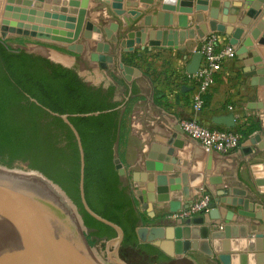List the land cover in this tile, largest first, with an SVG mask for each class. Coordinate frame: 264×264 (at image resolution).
I'll return each instance as SVG.
<instances>
[{
  "label": "crops",
  "instance_id": "obj_1",
  "mask_svg": "<svg viewBox=\"0 0 264 264\" xmlns=\"http://www.w3.org/2000/svg\"><path fill=\"white\" fill-rule=\"evenodd\" d=\"M210 1L199 0L200 9L187 14V34L178 47L173 43L181 29L172 16L180 14L172 10L173 6L164 5L162 0H124L125 9L143 13V18L133 24L134 27L115 15L104 0H0V17L6 12L9 21H13L11 16L20 14L14 9H26L25 17L39 19L37 25L40 27L72 32L74 19L84 8L85 20L100 28L103 35L100 37L91 31V38L81 37L79 42L84 45L81 54L60 53L57 47L64 44L57 41L13 33L8 34L7 46L51 59L50 56L63 61L69 58L68 66L76 64L80 76L87 73L82 64L90 69L88 74H91L85 80L91 86L114 87L112 101L119 103L123 121L117 147L124 169L122 176L127 178L125 187L145 225L161 224L162 215L168 212V202L157 203L150 192L155 187L157 175L174 179L175 183L169 187V199L179 201L180 208L196 200L201 189L210 194L211 212L193 217H203L202 224L181 225L179 221L169 219V224L176 226L175 242L177 250H182L180 259L189 264H221L218 255L227 253L232 257L231 264H264V74H252L253 66L245 65L236 55L216 74L205 97L204 108L196 115L208 127L223 128L227 126L213 120L232 114L234 125L230 128L241 134L240 145L235 150L205 152L199 142L183 133L179 125L181 119L193 116L189 105L192 92L190 87L180 83V77L192 64L195 49L212 32L209 23L213 20L208 16ZM218 1V17L226 14L227 25L243 28V38L250 36L258 21H263L264 11L256 20L246 15L249 6L241 5L244 0ZM159 11L171 15L168 28L149 26L151 18ZM45 13L49 16L45 17ZM196 13L199 18H195ZM67 16L73 20L64 19ZM45 19L56 25L42 23ZM215 21L221 23L219 19ZM111 22L137 34L146 33L145 43L133 40L127 46L133 45L134 49L122 51L119 44L108 40L112 33L107 30ZM24 23L33 24L27 20ZM141 25L144 26L139 27ZM151 30H155L152 40L148 37ZM164 30L167 31L165 36ZM215 33L221 43H229L226 35ZM117 35H120L119 31ZM260 36H264V29ZM151 42L156 45L149 50ZM253 48L261 58L255 67H264V45L253 41ZM120 60L140 73L126 81L117 66ZM140 184L146 187H138ZM144 189H147L146 209L142 207L144 195L137 193Z\"/></svg>",
  "mask_w": 264,
  "mask_h": 264
},
{
  "label": "water",
  "instance_id": "obj_2",
  "mask_svg": "<svg viewBox=\"0 0 264 264\" xmlns=\"http://www.w3.org/2000/svg\"><path fill=\"white\" fill-rule=\"evenodd\" d=\"M104 1L115 15L126 19L128 23H132V26L143 18L142 11L125 9L124 0ZM197 1L198 3H196ZM162 3L166 6H173L172 10L180 14L176 17L172 16V18L177 19V25L181 29L176 33L178 39L173 43L174 47H178L179 42L184 40L187 34L185 32L188 27L187 14L192 13L195 9H200L199 0H162ZM210 3L208 16L213 20L209 23L210 31L220 32L228 37V42L236 46L238 59L247 66H253L250 69L253 72L252 74H264V67H255L261 58L253 48V41L264 45V36H260L261 31L264 29V18H262L263 21L256 23L249 37L243 38V28L227 25L228 17L226 14L218 17L220 2L211 0ZM241 5L249 6L246 15L253 20L263 14L264 0H244ZM13 11L20 14L12 15L13 21H9V19L2 20L0 26L2 31L31 38L57 41L63 43L66 49L77 54H81L84 50V45L79 42L81 37L85 40L91 38V31L100 37L103 35L100 28L92 25L93 23L89 20H85L86 11L84 8L78 11V16L74 19L76 23L72 32L40 27L37 25L40 23L39 19L25 17L26 9L16 8ZM29 13L34 14V11ZM4 15L9 16L8 13H4ZM44 16L48 17L49 14L45 13ZM199 16L198 13L195 14V18H199ZM170 18L169 13L159 11L156 16L151 18L149 26L168 28ZM64 19L73 20L70 17H64ZM218 19L221 21L220 24L215 21ZM24 20L33 22V24H25ZM42 23L56 25L54 21H47L46 19ZM244 23L247 25L248 21H244ZM66 27L70 28L72 26L66 25ZM107 30L112 32L108 36V40L119 44L122 51H132L134 47L133 45L127 46L128 43L130 44L134 40L136 43L144 44L147 37L146 33L137 34V32L130 29H122L121 24L119 25L117 22H111ZM117 31L120 32L119 36ZM166 34L167 31L164 30L163 35ZM154 35L155 30H151L148 35L149 39L152 40ZM153 45L156 44L151 42L149 50ZM248 53L249 56H247ZM200 58V53H194L192 64L186 71L194 72L198 67ZM117 66L126 81H130L132 75L140 73L137 68L125 65L121 60L118 61ZM31 100L35 101L34 99ZM50 113L59 116L74 134L80 156L79 193L84 209L96 220L112 227L116 232V236L108 240H102L103 242L97 245L98 253L96 252V254L93 248L88 245L84 235L90 229L84 225L76 205L61 187L41 172L28 168L27 163H22L19 166L20 168L16 167V164L13 167L0 164V264H178L177 261L181 260L179 254L182 253V250L180 252L177 250L175 242V239H177L176 226L169 224L170 220L166 217L168 212H175L181 207L179 201L169 199V187L175 183L174 179H167L165 175H157L155 177V187L151 188L150 191L153 192V196L152 193L151 196L157 203L168 202V212L164 216L162 215V223L159 225H144L140 222L141 218H139L135 228L139 243L151 244L166 256L150 249L121 243L124 235L122 228L96 214L85 200L83 187L84 151L77 130L69 122L67 114ZM94 114H97V112ZM213 122L232 127L234 116L232 114L219 116ZM114 165L118 175L122 176L124 169L119 158H114ZM143 186L146 187L144 184H140L138 187ZM53 187L61 190L71 207L57 199L51 191ZM137 193L144 195L142 207L146 209L148 207L147 189L137 191ZM203 220V217H197L179 221V224H202ZM165 221L168 224H165ZM231 258V255L227 253L218 255L221 264H231Z\"/></svg>",
  "mask_w": 264,
  "mask_h": 264
},
{
  "label": "trees",
  "instance_id": "obj_3",
  "mask_svg": "<svg viewBox=\"0 0 264 264\" xmlns=\"http://www.w3.org/2000/svg\"><path fill=\"white\" fill-rule=\"evenodd\" d=\"M45 62L0 40V164L27 163L61 187L84 225L92 230L89 236L94 242L115 237V230L89 215L81 203L80 156L74 134L50 112L67 114L84 151L83 187L88 206L122 228L121 243L164 254L137 241L139 215L115 169L114 145L117 137L120 143L123 121L119 103L112 101L114 87L104 92L101 87L87 86L72 69L46 67Z\"/></svg>",
  "mask_w": 264,
  "mask_h": 264
},
{
  "label": "built area",
  "instance_id": "obj_4",
  "mask_svg": "<svg viewBox=\"0 0 264 264\" xmlns=\"http://www.w3.org/2000/svg\"><path fill=\"white\" fill-rule=\"evenodd\" d=\"M196 52L201 55L197 69L194 72L185 70L180 77V83L191 89L189 105L193 116L181 119L179 125L183 133L199 142L205 152L229 153L240 145V132L230 127H208L196 115L204 108L205 97L214 84L216 74L226 62L236 57V48L230 43H221L217 33L211 32L195 49L194 53ZM201 190V195L186 207L168 212L167 219L182 221L208 214L212 209L211 196L207 191Z\"/></svg>",
  "mask_w": 264,
  "mask_h": 264
},
{
  "label": "rangeland",
  "instance_id": "obj_5",
  "mask_svg": "<svg viewBox=\"0 0 264 264\" xmlns=\"http://www.w3.org/2000/svg\"><path fill=\"white\" fill-rule=\"evenodd\" d=\"M6 13V12H5ZM9 17L7 16V15H2L1 17H0V24H2V20H7ZM12 18V17H11ZM13 19V18H12ZM8 34L9 33H6V32H4V31H2L1 29H0V39L1 40H3L4 41V43L7 45V43H8V41L10 40L9 39V37H8ZM6 35V36H5ZM24 37V36H23ZM22 40H24V39H22ZM57 50L60 52V53H69L70 55H72L71 53H75V52H73V51H70V50H68V49H66L64 46L62 47H60V46H58L57 47ZM50 57H52V59L54 60V59H58V58H56V57H53V56H50ZM57 61H59V62H61L63 65H66V66H68V64H70V62H68V61H70L69 60V58L68 59H66V61H63V60H61V59H58ZM82 67L87 71V73H86V76H82L81 75V78H83L84 80L86 79L87 80V75H89V74H91V73H89L88 74V71L90 70L87 66H85V65H83L82 64ZM77 70V69H76ZM119 142V140H118V137H117V140H116V142H115V145H114V147H115V153H114V158H118L119 156H118V149H117V147H118V142ZM22 163H20V162H18V163H16V167H18V168H20L19 166L21 165ZM120 177V179H121V186H126V179L127 178H123L124 176H119ZM142 224H144L145 223V221H143V220H141L140 221ZM145 225V224H144ZM84 235H85V238H86V241H87V243H88V245L91 247V248H93V250H94V252L96 253H98V251H97V245L99 244V242H94L93 241V237L92 236H89V232L88 233H84ZM93 241V242H92ZM96 253V254H97ZM98 256H99V254H98Z\"/></svg>",
  "mask_w": 264,
  "mask_h": 264
},
{
  "label": "flooded vegetation",
  "instance_id": "obj_6",
  "mask_svg": "<svg viewBox=\"0 0 264 264\" xmlns=\"http://www.w3.org/2000/svg\"><path fill=\"white\" fill-rule=\"evenodd\" d=\"M9 47V46H8ZM13 50H15V49H13ZM17 50H23V51H25L26 53H29V54H32L33 56H39V57H41V58H43L44 60H46V62H45V65H46V67H49V65H52V66H60V67H62V68H70V69H72L73 70V72L79 77V79L83 82V83H85L87 86H91L86 80H84L83 78H81V76L78 74V72H77V65L76 64H74V65H71V66H66V65H63L61 62H59V61H56V60H53V59H51V58H49V57H45V56H42V55H40V54H38V53H35V52H28V51H26V50H24V49H17ZM109 87V85H107L106 87H104V88H102V90L104 91V92H106L107 91V88ZM120 182H121V179H120ZM138 223V222H137ZM92 230H89V232H91ZM101 242H103L102 240L101 241H99V243H101ZM177 263L178 264H189L186 260H183V259H181V260H179V261H177Z\"/></svg>",
  "mask_w": 264,
  "mask_h": 264
},
{
  "label": "bare ground",
  "instance_id": "obj_7",
  "mask_svg": "<svg viewBox=\"0 0 264 264\" xmlns=\"http://www.w3.org/2000/svg\"><path fill=\"white\" fill-rule=\"evenodd\" d=\"M51 191L55 194V196L57 197V199H59L65 205L71 207L70 203L65 199V197L63 196V194L60 192V190L58 188L53 187V188H51Z\"/></svg>",
  "mask_w": 264,
  "mask_h": 264
}]
</instances>
